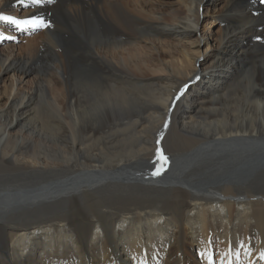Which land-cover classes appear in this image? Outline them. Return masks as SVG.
I'll return each instance as SVG.
<instances>
[{"label": "bare ground", "instance_id": "obj_1", "mask_svg": "<svg viewBox=\"0 0 264 264\" xmlns=\"http://www.w3.org/2000/svg\"><path fill=\"white\" fill-rule=\"evenodd\" d=\"M8 1L1 14L13 16L8 8L16 0ZM125 1L30 0L22 16L48 19L47 27L20 36L27 54L0 51V72L25 75L36 72L37 63L56 72L58 66L60 73L92 66L95 81L88 85L97 95L94 122L68 126L77 94L66 85V109L48 96L53 113L37 128L32 118L40 82L32 92L9 85L0 109V180L32 174L41 186L28 195L17 186L0 187V264H198L188 254L186 228L198 240L203 264H264V177L252 175V165L241 166L264 159V144L256 143L264 140V0H226L221 50L202 69L193 68L185 51L180 57L166 52L169 85L160 88L143 79L157 71L148 64L153 54L130 46L145 29L198 31L204 0L161 2L184 9L168 25L151 23ZM58 10L72 22L92 16L105 40L89 38L79 27L68 31ZM8 30L0 29L2 40H9ZM63 31L68 39L58 46L54 40ZM202 36L196 43L209 42ZM189 84L209 109L196 108L197 98L185 92ZM176 94L177 113L170 107ZM119 112L126 118L117 119ZM67 131L70 141H60ZM123 136L129 143L114 154ZM151 162L144 175L142 165ZM204 168L207 175L193 177ZM219 250L224 255H214ZM51 252L67 255H46Z\"/></svg>", "mask_w": 264, "mask_h": 264}, {"label": "rangeland", "instance_id": "obj_2", "mask_svg": "<svg viewBox=\"0 0 264 264\" xmlns=\"http://www.w3.org/2000/svg\"><path fill=\"white\" fill-rule=\"evenodd\" d=\"M28 1L30 0H16L14 5H10L9 10H12L11 15L10 14H1V11L3 7H7L5 4L9 2L8 0H0V16H7L12 17L15 21L23 20L24 21H35V23L31 24H24L25 29L23 31V28L20 27L18 29L16 26H18V23H13L9 20H0V29L3 30V32L6 29H9V33L7 32L9 40L0 39V51L4 53H10L12 52L14 56H22V54H27L28 50L26 46L24 45L25 39H21L23 36L24 38L36 36L38 32L42 31L44 29L43 26H39V21H43L44 24L48 25L49 20H40L38 18L29 19L26 17H23L22 14L24 10L28 7ZM126 0L125 2H127ZM129 0L128 6L133 9V11H136V13H139L142 11V17L148 20H152L151 23H154V21H162L166 25L167 23H170L174 18H178L184 14V9L177 4L172 5H166L165 3L161 2H170L174 3L175 0ZM226 0H204L205 6L203 7L204 14L202 15V19L200 22V29L196 32L191 33H179L174 34L170 32H163L162 34L157 31H151L148 29L142 30L140 32L142 35L139 37L133 45L130 46L131 51H137V52H144L145 54H153V56L148 60L149 67H154L157 69L156 72L148 71L146 76L143 78L145 79V82L147 84H151L156 86L157 88L168 86L169 83L166 80V68L164 65L165 57H167V53L169 52L171 54H174L176 57H180V53L182 51H185L186 55L191 59L192 66L195 68L196 66L200 69L207 68L210 61V56H212V53L216 52L218 53L221 50V44L218 41L217 37L222 32L224 27V19H225V13L223 10V6L225 5ZM46 4H49V2H46ZM50 6V5H49ZM139 8V9H137ZM58 14V18L60 22L62 23V27L65 26L66 29L69 31V29L74 28H81L83 32L89 37V38H95L96 40H101L102 38L105 40L106 33L103 31L101 25L99 22H95L90 16L89 18L84 20L79 19V21L72 22L71 18H68L62 11L58 10L56 11ZM81 21V22H80ZM167 27V26H166ZM22 28V29H21ZM1 32V34H5ZM6 32V31H5ZM13 32L14 37L10 35V33ZM35 34V35H33ZM205 36V38H210L209 42L207 43L206 40H199V43H196V39H199L201 36ZM6 35V34H5ZM21 36V37H20ZM60 36V35H59ZM202 36V37H203ZM64 38L68 39L66 37V33L63 31L62 35L54 40L58 46L63 44ZM10 41V42H9ZM11 44L14 45V47H10L9 49L7 47L11 46ZM211 46V48L207 49V45ZM63 47V46H62ZM162 52V54H160ZM196 58V60H195ZM36 72H29L25 75L19 74L17 72L13 71H5L0 72V109H3L6 105V96L8 95V87L9 85L13 84V82L17 85L20 92L26 91V92H32V89L36 86L37 82H40L41 87H37L35 89V104L33 105V108L37 112V116L35 118H32V122L37 126V128H40L42 126L41 122L42 119L49 118L48 116L52 115L53 108L47 104L46 98L48 99V96L55 97L54 101L55 103L62 109H66V101L67 98L65 97V90L66 85L67 89L69 88L70 91L77 94V100L72 103L74 107H72V116L67 120L68 126H73L75 128L82 127L86 124L91 125L94 120V115L96 111V97L97 95L93 92V86H89L88 83H93L95 81V74L94 69L92 66H73L70 67L69 70L66 72H59L60 68L57 66V72L52 69L45 67V65L41 63H37L36 66ZM12 82V83H11ZM194 83V82H193ZM6 84V85H5ZM15 85V86H16ZM43 85V88H42ZM46 87V88H45ZM191 85L189 84V87H185V92L188 94L190 93V97H196L197 98V106L200 107H206L209 109L211 104L205 102H201L203 98L200 96V94L194 92L190 89ZM5 90V91H4ZM201 94L203 93V90H200ZM177 95V94H176ZM174 98V103L171 104V111L177 113L180 107L179 101L176 100L178 98V95ZM149 94H143V100H145V107L150 101L148 99ZM190 97L188 99H190ZM148 100V102H147ZM191 100V99H190ZM50 101V100H49ZM148 105V106H149ZM179 106V107H177ZM205 108V109H206ZM206 109V110H207ZM32 110V111H34ZM57 113V112H56ZM73 113L75 116L73 117ZM202 113V112H200ZM172 114V113H171ZM117 115V119H123L126 118V115L124 112H119ZM40 120V121H39ZM70 120H72V124H70ZM85 123V124H84ZM14 130H16L17 133H23V136L28 137L27 132H21V127L17 126ZM165 133H167V129H165ZM164 133V134H165ZM53 134L55 132L53 131ZM56 135V134H55ZM94 136V135H93ZM91 138L89 142H92L95 138V136ZM69 132L63 133L60 138L58 139L60 141L63 140H69ZM129 136H123L122 138H118V143L116 149L113 150L114 154L122 151L124 152L126 145L129 143L128 141ZM264 140H258L256 143H263ZM250 144H255V142H250ZM225 154V153H224ZM252 160H246L243 166L246 168L247 166L252 165V167L255 168L254 171H249L252 175H256L259 177H264V159L261 162H255L253 164ZM153 162L150 164L142 165V173L144 175L150 174V170L144 171L147 169H151ZM170 164V163H168ZM205 169H203V173H199L198 175H194L193 177L200 178L204 175H207L205 173ZM34 175L32 174H11L3 181L0 180V187H6V186H13L16 187V191L21 189L24 190V192H21V194H27V191H31L32 189L36 188L37 186H41L38 184L37 181L40 177H37L38 179H35ZM209 180V179H207ZM9 181V182H8ZM14 183V184H13ZM9 186V187H10ZM28 195V194H27ZM251 230V229H250ZM249 230L248 235H252V230ZM187 232L186 236V248L188 250V254L193 255L196 262L198 264H203L200 260V256L202 255L198 251V240L192 241V238H190L188 234V229L185 230ZM242 234L245 235V230H240ZM222 252L224 249H221ZM219 251H215L214 255H224V253ZM221 252V253H220ZM46 255H60L61 257H64L67 255L66 253H59L54 254V252L48 253ZM196 255V256H195ZM215 257V256H214ZM217 261V260H215ZM217 263V262H216Z\"/></svg>", "mask_w": 264, "mask_h": 264}, {"label": "snow or ice", "instance_id": "obj_3", "mask_svg": "<svg viewBox=\"0 0 264 264\" xmlns=\"http://www.w3.org/2000/svg\"><path fill=\"white\" fill-rule=\"evenodd\" d=\"M21 2H23V0H21ZM40 0H31V3L36 4L39 3ZM49 2H54V0H49ZM0 20H9L13 23H20L18 21H15L12 17H7V16H0ZM23 23L25 24H31V23H35V21H24ZM39 26H43V27H47V25H45L43 23V21H39ZM3 37H0V39H2ZM161 158L165 161V163L167 162V158L163 157V155L161 154ZM160 174V170H158L156 173H154V175H159ZM264 258V257H262Z\"/></svg>", "mask_w": 264, "mask_h": 264}]
</instances>
